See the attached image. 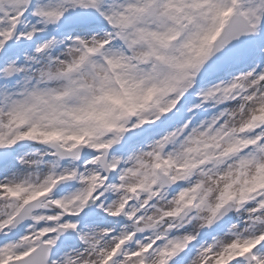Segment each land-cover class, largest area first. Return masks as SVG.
Instances as JSON below:
<instances>
[{
	"label": "rangeland",
	"instance_id": "rangeland-1",
	"mask_svg": "<svg viewBox=\"0 0 264 264\" xmlns=\"http://www.w3.org/2000/svg\"><path fill=\"white\" fill-rule=\"evenodd\" d=\"M118 4H122V0H117ZM128 2V0H126ZM249 1V0H248ZM248 1H245L248 2ZM67 2L71 3L67 7ZM85 0H38L36 3V13L38 6L39 8L46 11V17L44 19H47L50 15L53 17L64 15V13L68 16H72L74 11H82L83 3ZM3 5V3H0V8ZM129 5H132V8L139 7L136 0H134ZM128 5V6H129ZM78 9H77V7ZM127 6V5H126ZM127 6V8H128ZM126 7L122 8V10H125ZM253 10V9H250ZM60 12V13H58ZM71 18V17H70ZM253 21L257 26H260L261 24V17L257 14L252 15ZM43 20L36 21V28L35 31H41L45 32L47 31V26L44 23ZM133 23L136 26H144L147 25V27H157V23L152 21H146L148 24H142L138 25V21L134 19L133 17ZM65 23V22H64ZM63 25V23L61 24ZM59 25V26H61ZM159 26V25H158ZM99 33H86V36H93L97 38ZM42 36H44L42 34ZM80 35H76L74 33H66V37L69 39V41H54L50 47H48V51L43 46V44H46L51 40L46 36L41 43L38 44V46L32 48V50H25L21 46V55L24 54L25 58L19 60V63L15 66V68L18 70L19 74L25 76L30 75H47L48 77L51 76H68L70 83H53V87H50L48 90H45L44 88L38 87V83H35V87L32 89H28L30 91H33L31 96H39V97H45L46 94H49L51 92H55L57 94H64L65 95V101L68 104V107L70 111L67 109V106L65 108V114L63 115V119L58 121V124L62 126L64 133H71L74 129H76V124L79 121L78 116L82 113L84 118L87 122H96L98 123L100 120L103 119H109L111 116L109 115L108 111V105H106L105 102H103L101 96L103 94H109L111 93V90L109 88V83L106 80V76L103 72L102 68V60L98 59H92V60H86L85 59V53L83 52V48H88L93 44V40L88 39L85 43L84 47L80 46V42L77 41V37ZM37 37V36H36ZM261 43H263V40H261ZM24 50V51H22ZM106 54L108 58L111 60L112 63H115L118 67V71L120 72L121 76L126 79L124 80L125 83L131 88L134 97L136 100H139V98L143 95V87L146 83L150 82L148 74V67H145L144 69L135 70L130 65L128 66V62L130 59L126 58L123 54H119L117 57L114 55V48H112L111 45L106 46ZM32 54V56H30ZM139 56V55H135ZM263 53L259 56L258 59H262ZM141 57L139 56V60ZM255 73V70L252 72L245 73V82H243V86L246 87L248 85V88H246V91L251 89L250 94L253 96L254 88H255V82L257 78H253V74ZM242 78V77H241ZM240 78V79H241ZM56 80H61L55 78ZM146 81V83H140L141 81ZM28 81L26 79H21V82ZM14 88L2 86L0 83V96L1 95H14ZM26 90L27 92H29ZM238 91V90H237ZM36 92V93H35ZM233 93V92H232ZM254 97L259 98L261 96L254 95ZM259 103L264 104V98H261L259 100ZM25 107L28 109L27 102H25ZM241 104H236L230 109V112H228V115H226L224 121H218L215 123V117L216 115L207 116L205 117V122H202L201 124H204V126H214V128L218 129L217 131H210L209 130H200L197 127V131L195 133V138H201L203 136H208L209 138L215 139L220 137L223 143H226L227 146L229 144H236L239 141H247L249 139L250 133L247 132L245 134H239L238 130H235L234 133H231L229 130L236 129L241 123L242 118H247V114L252 113V110H248L245 114H241ZM222 111L219 110V115ZM235 112V113H234ZM40 114V113H39ZM38 114V115H39ZM244 116V117H242ZM31 122L34 123L35 114H32L30 116ZM41 117L36 119V121L40 120ZM203 126V125H201ZM208 129V128H207ZM263 130H261L259 133H261ZM170 151H174L173 146L171 145ZM136 156L141 158L142 156L146 155L148 160L149 158L148 153L145 150H139L135 149ZM41 153H33V152H24L20 155L21 162L24 161V166H14L13 169H10L6 171L4 174L0 172V183L2 181L5 184H11L15 183V186L19 184L21 187H26L30 189H39L44 186L46 183L47 177H48V168L49 164L46 169L42 170L39 165V157ZM233 159V158H231ZM238 161V160H237ZM133 163V162H132ZM151 161H148L146 164H142L139 161L136 165L134 164L135 170H132L131 172L134 174V178L132 179L131 183H141L144 181V179H150V176L148 174L149 166ZM236 161L229 162L228 165H221V171L226 169L223 173H225L227 170V173L224 174L223 181L224 183L228 184H235L236 174H235V166ZM254 164L258 167L259 164L257 162H254ZM238 165L245 170V176L249 174L248 165L244 161H238ZM229 167V168H228ZM137 168L140 170H143V172H138ZM19 169L22 171L19 173ZM14 170L16 174H14ZM204 186H206L204 184ZM207 188L204 189V196L206 197H212L211 200V209L213 207L214 201H216L220 197V192L216 191L215 188L212 186H206ZM201 193V190H200ZM202 196V195H201ZM3 201H0V215L2 213H6L7 209L9 208L8 202L2 204ZM206 206V201L202 197V203L201 207L204 208ZM259 214L264 215V212H259ZM261 228V227H260ZM259 228V229H260ZM230 231L233 232V235L238 234L241 238L243 237V242H247L251 238H246L241 235V231L238 229L231 228ZM234 237H229L228 242L232 241ZM17 247V245H15ZM4 248V246H3ZM1 247V249H3ZM22 249V248H21ZM263 248H260L257 253L264 254V251L262 252ZM91 257V256H89ZM96 255L93 254L92 258H95ZM88 258V257H86ZM264 264V263H262Z\"/></svg>",
	"mask_w": 264,
	"mask_h": 264
}]
</instances>
